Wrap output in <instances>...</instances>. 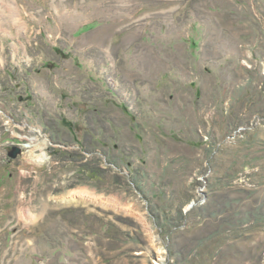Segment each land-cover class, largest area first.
Returning a JSON list of instances; mask_svg holds the SVG:
<instances>
[{
    "label": "rangeland",
    "instance_id": "374dc122",
    "mask_svg": "<svg viewBox=\"0 0 264 264\" xmlns=\"http://www.w3.org/2000/svg\"><path fill=\"white\" fill-rule=\"evenodd\" d=\"M0 264H264V0H0Z\"/></svg>",
    "mask_w": 264,
    "mask_h": 264
},
{
    "label": "water",
    "instance_id": "95a60500",
    "mask_svg": "<svg viewBox=\"0 0 264 264\" xmlns=\"http://www.w3.org/2000/svg\"><path fill=\"white\" fill-rule=\"evenodd\" d=\"M22 153V149L20 147H13L10 151L9 156L12 159H16Z\"/></svg>",
    "mask_w": 264,
    "mask_h": 264
},
{
    "label": "bare ground",
    "instance_id": "6f19581e",
    "mask_svg": "<svg viewBox=\"0 0 264 264\" xmlns=\"http://www.w3.org/2000/svg\"><path fill=\"white\" fill-rule=\"evenodd\" d=\"M19 11V10H18Z\"/></svg>",
    "mask_w": 264,
    "mask_h": 264
}]
</instances>
